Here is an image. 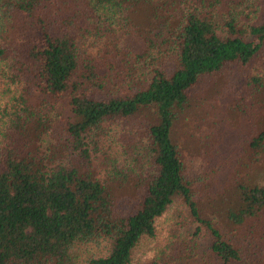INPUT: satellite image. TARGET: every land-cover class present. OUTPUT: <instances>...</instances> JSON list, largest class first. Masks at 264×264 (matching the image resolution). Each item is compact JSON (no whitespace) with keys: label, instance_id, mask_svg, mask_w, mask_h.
Masks as SVG:
<instances>
[{"label":"trees","instance_id":"trees-1","mask_svg":"<svg viewBox=\"0 0 264 264\" xmlns=\"http://www.w3.org/2000/svg\"><path fill=\"white\" fill-rule=\"evenodd\" d=\"M236 1L0 0V264H264V20ZM225 76L259 130L202 174Z\"/></svg>","mask_w":264,"mask_h":264},{"label":"rangeland","instance_id":"rangeland-1","mask_svg":"<svg viewBox=\"0 0 264 264\" xmlns=\"http://www.w3.org/2000/svg\"><path fill=\"white\" fill-rule=\"evenodd\" d=\"M232 10L238 15V22L241 26L251 23H260L264 20V0H247L246 4L242 5L241 0L231 3ZM88 46L93 47L96 44L92 41L87 43ZM254 65V64H253ZM257 70L264 71L262 61H257L255 64ZM240 78H229L225 76L223 79L219 77L206 81L199 88V100L197 105L201 106V111L197 112L201 116L199 121L200 127L195 128L199 132L200 137L204 136L205 149L202 154L195 157V166L200 168L199 171L203 174L208 173L207 164H212L211 158L214 154L210 151L214 148L217 153V143H225L228 148L235 149V142L240 140L241 147L243 141L249 139L248 137L255 134L258 130V119L255 118L248 109L246 101L244 100V92ZM66 108L61 107L60 112L66 113ZM198 134V136H199ZM219 137V138H218ZM240 137V138H239ZM196 145V144H195ZM235 153V152H233ZM216 185V184H215ZM221 190L216 185V191ZM215 194V190H213ZM226 202L220 209L218 223L221 225L222 231L231 237L225 225L227 224V215L224 210L228 207ZM177 208L171 209L163 218L158 221V228L161 232V239L167 227L171 225L174 220V215ZM156 242L150 244L149 251L142 255L141 259L152 257L155 250Z\"/></svg>","mask_w":264,"mask_h":264}]
</instances>
